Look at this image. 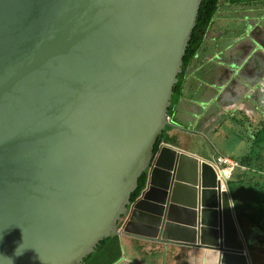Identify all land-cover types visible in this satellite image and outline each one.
Returning a JSON list of instances; mask_svg holds the SVG:
<instances>
[{"label":"water","instance_id":"1","mask_svg":"<svg viewBox=\"0 0 264 264\" xmlns=\"http://www.w3.org/2000/svg\"><path fill=\"white\" fill-rule=\"evenodd\" d=\"M202 1L0 0V264H82L112 236L254 264L209 162L155 152Z\"/></svg>","mask_w":264,"mask_h":264},{"label":"crops","instance_id":"2","mask_svg":"<svg viewBox=\"0 0 264 264\" xmlns=\"http://www.w3.org/2000/svg\"><path fill=\"white\" fill-rule=\"evenodd\" d=\"M247 17L253 22L249 37L245 35ZM260 42L264 45V0H221L203 44L183 76L162 143L208 162L218 155L236 161L252 155L256 133L264 130L263 60L250 62L252 51H260ZM238 63L243 65L233 76L229 66ZM248 64L256 74H241ZM203 102L208 105L202 107ZM258 155L255 166L241 165L234 171L236 197L229 182L227 189L240 228L256 239L254 264H264V230L242 214L256 205L253 193L258 192L260 182L252 177L264 175V153ZM245 173H250L248 179L243 178ZM119 239L123 254L116 264H208L207 257L196 250L124 236Z\"/></svg>","mask_w":264,"mask_h":264},{"label":"trees","instance_id":"3","mask_svg":"<svg viewBox=\"0 0 264 264\" xmlns=\"http://www.w3.org/2000/svg\"><path fill=\"white\" fill-rule=\"evenodd\" d=\"M230 1L234 3H242L245 0ZM220 2L221 0H203L201 3L199 14L197 16L196 26L193 30L189 46L184 56L182 67L183 70L182 73L179 75L178 83L174 87V94L172 97V105L169 109V115L172 113L173 104L178 94L181 92L183 76L187 68L199 52L205 39V35L209 27L211 26V23L216 13L218 12ZM166 131L167 127L164 130L163 134L158 138V141L155 145V152L158 151L160 144L163 142ZM259 153H264V130H261L256 133L252 155L237 161L240 165L252 168L253 166H255V157L259 156ZM262 167V169L264 170V166ZM249 174L250 173H245L243 178L248 179ZM252 178H256L260 182V185L258 186V192L253 193L256 198V205L254 206L251 212H243L242 214L244 217L249 219L251 223H253L255 226L260 227L264 230V175L255 174ZM238 181L239 180H236L235 183H238ZM146 182L147 173L145 172L139 179V187L138 190L132 195V201H135L139 197L141 191L146 186ZM232 184H234L233 177L229 181V190L233 197H236V189ZM122 254V246L119 236H112L101 242L96 248V250L90 256L83 260L82 264H116L118 261H120Z\"/></svg>","mask_w":264,"mask_h":264},{"label":"built area","instance_id":"4","mask_svg":"<svg viewBox=\"0 0 264 264\" xmlns=\"http://www.w3.org/2000/svg\"><path fill=\"white\" fill-rule=\"evenodd\" d=\"M209 164L217 175L221 190L227 189V183L232 179L234 171L241 167L236 160L222 155L216 156Z\"/></svg>","mask_w":264,"mask_h":264},{"label":"flooded vegetation","instance_id":"5","mask_svg":"<svg viewBox=\"0 0 264 264\" xmlns=\"http://www.w3.org/2000/svg\"><path fill=\"white\" fill-rule=\"evenodd\" d=\"M259 47L261 48L260 51H255V50L252 51L251 56L253 55V57H252L250 62H252V63L255 61L258 62L261 59V60H263L262 64L264 67V55H263L264 53L263 54L261 53V52H264V45L260 42ZM250 64L245 66V68L243 69L241 74H256L250 70Z\"/></svg>","mask_w":264,"mask_h":264},{"label":"rangeland","instance_id":"6","mask_svg":"<svg viewBox=\"0 0 264 264\" xmlns=\"http://www.w3.org/2000/svg\"><path fill=\"white\" fill-rule=\"evenodd\" d=\"M246 1V0H245ZM260 8H263V6H261ZM168 129V128H167ZM225 132H226V129H225ZM196 150H199L200 152L202 151L203 152V150L204 149H202L201 147H198V149H196Z\"/></svg>","mask_w":264,"mask_h":264}]
</instances>
